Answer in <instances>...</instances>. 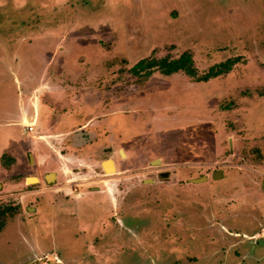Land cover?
Returning a JSON list of instances; mask_svg holds the SVG:
<instances>
[{
  "label": "rangeland",
  "instance_id": "rangeland-1",
  "mask_svg": "<svg viewBox=\"0 0 264 264\" xmlns=\"http://www.w3.org/2000/svg\"><path fill=\"white\" fill-rule=\"evenodd\" d=\"M184 53L237 62L134 68ZM93 202L64 264H264V0H0V264L34 256L29 207Z\"/></svg>",
  "mask_w": 264,
  "mask_h": 264
},
{
  "label": "flooded vegetation",
  "instance_id": "flooded-vegetation-1",
  "mask_svg": "<svg viewBox=\"0 0 264 264\" xmlns=\"http://www.w3.org/2000/svg\"><path fill=\"white\" fill-rule=\"evenodd\" d=\"M32 66L33 65L31 64L29 66V69H25V71L23 72L24 77L21 79L25 78L24 82H26L27 80H30L32 78V76L34 75V73H33V75L29 78V74L32 73L31 71H33L31 69ZM21 79H19V81H21ZM26 84H24V85H26ZM44 115H45V112L43 113V116ZM43 116H42V118H43ZM40 119H41V117H40ZM26 121H27L28 126L33 127L32 128V130H33L36 122L31 121L29 124L28 120H25L24 124H26ZM90 122L91 121L89 120L87 123H85L83 125V127L79 128V130H81V131L89 130L88 127L92 126V124L89 125ZM10 124H15L18 127H20L18 125L19 124L18 120L16 122L11 121L10 123L5 124V125H10ZM21 124L23 125V123H21ZM28 126H25V127H28ZM30 157H31V161H33L31 153H30ZM10 160H14V158L11 157ZM108 161L113 162L114 163V169L116 168L114 160L107 159L103 162V168H104V171H106V172L108 171V169L105 166V163ZM109 170L112 171L111 169H109ZM50 173H54V172H50ZM50 173L46 174V179H47V175ZM55 175H56V173H55ZM29 179H33V180L37 179V181H38V178L35 176L28 177L27 181H29ZM195 179H197V178H195ZM192 180L193 179H191V181ZM34 182H36V181H34ZM97 192H100V188H98V187H97ZM104 200L105 199L103 198L102 201H104ZM79 206H80V209H82L83 214H81L82 215L81 219H79V220L75 219L76 221H74L75 217L73 218L70 215H63L64 217L62 216V214L73 212L74 210H72L71 208H69V209H71V211H69V210L61 211V210L57 209V206H55V205H47V207H48L47 210H45L41 207L37 211L35 207H29L28 211L31 212L33 210V212H35V214L37 215L36 216L37 219L35 218V220L26 224L27 231L29 234L28 235L29 239L34 241L36 244V247H35L36 252L34 253V256H33V254H31V256H26L25 257L26 260L24 262L19 261L17 264H64V260H66V261L73 260L74 259V254L72 252L73 249L68 247L70 249L69 250L67 248V246H69L73 242L69 239L68 234L71 233V231L76 227L81 228L83 226H92L95 229L93 220L89 219L88 217L93 218V217H95V214L100 213L98 210L99 206L95 202L90 203V204H83L82 206L81 205H79ZM79 206H77V207L79 208ZM105 208H106L105 206H102V211ZM13 210H15L14 206L8 205L5 207H0V217H5V216L9 215L11 212H13ZM111 210L112 209H108V212ZM59 211L61 213H59ZM56 212H57V214H55ZM101 215L102 214L100 213V215L95 218L96 222L98 221V218ZM57 220H60V223H58ZM44 221L51 222V223L53 221V224H55V229L54 228L50 229L51 226L49 227L47 225H43L42 222H44ZM118 222L120 224H123L122 220H119ZM3 224H4V222H3ZM4 227L5 226L0 227V234L5 229L9 228L10 225L6 226V228L3 230ZM68 241L69 242L71 241V243H69ZM18 254H21V253H18ZM121 258H122V256L119 259H121ZM5 262H6V264H14L15 260H14V258L9 257L7 260H5ZM121 262L122 261H119L116 264H118V263L120 264Z\"/></svg>",
  "mask_w": 264,
  "mask_h": 264
},
{
  "label": "trees",
  "instance_id": "trees-1",
  "mask_svg": "<svg viewBox=\"0 0 264 264\" xmlns=\"http://www.w3.org/2000/svg\"><path fill=\"white\" fill-rule=\"evenodd\" d=\"M237 62L236 59L228 60L226 62L219 63L210 68V70L203 74L202 76L197 77V70L194 67L193 58L189 53L182 54L177 59L168 60L166 58L157 60H141L139 61L134 68L139 70H148V74L152 69L159 68L161 73L164 75H172L178 73L179 71L185 72L187 75L192 77H197V81L207 82L212 78L218 77L223 73H228L232 70L233 65ZM11 162V161H9Z\"/></svg>",
  "mask_w": 264,
  "mask_h": 264
},
{
  "label": "water",
  "instance_id": "water-1",
  "mask_svg": "<svg viewBox=\"0 0 264 264\" xmlns=\"http://www.w3.org/2000/svg\"><path fill=\"white\" fill-rule=\"evenodd\" d=\"M109 161H110V160H109ZM109 161H108V162H109ZM157 161H158V160H157ZM108 171H110V170L108 169ZM216 175H219V172H216ZM55 178H56L55 173H50V174L47 175V180H48L49 182L53 181ZM203 179H206V177H201V178L193 179L192 181H193V182H196V181H202Z\"/></svg>",
  "mask_w": 264,
  "mask_h": 264
},
{
  "label": "bare ground",
  "instance_id": "bare-ground-1",
  "mask_svg": "<svg viewBox=\"0 0 264 264\" xmlns=\"http://www.w3.org/2000/svg\"><path fill=\"white\" fill-rule=\"evenodd\" d=\"M105 166L107 167V169H111V170L114 169V163L113 162H106ZM34 181H37V179H35V180L29 179V182H34Z\"/></svg>",
  "mask_w": 264,
  "mask_h": 264
},
{
  "label": "built area",
  "instance_id": "built-area-1",
  "mask_svg": "<svg viewBox=\"0 0 264 264\" xmlns=\"http://www.w3.org/2000/svg\"><path fill=\"white\" fill-rule=\"evenodd\" d=\"M32 128H33L32 126H28V129L32 130Z\"/></svg>",
  "mask_w": 264,
  "mask_h": 264
},
{
  "label": "crops",
  "instance_id": "crops-1",
  "mask_svg": "<svg viewBox=\"0 0 264 264\" xmlns=\"http://www.w3.org/2000/svg\"><path fill=\"white\" fill-rule=\"evenodd\" d=\"M63 126V125H62ZM91 126H89L88 128H90Z\"/></svg>",
  "mask_w": 264,
  "mask_h": 264
}]
</instances>
